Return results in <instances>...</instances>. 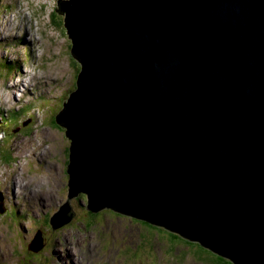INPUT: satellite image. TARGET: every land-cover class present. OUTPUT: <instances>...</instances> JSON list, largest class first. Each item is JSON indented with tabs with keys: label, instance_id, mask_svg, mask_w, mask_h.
<instances>
[{
	"label": "water",
	"instance_id": "1",
	"mask_svg": "<svg viewBox=\"0 0 264 264\" xmlns=\"http://www.w3.org/2000/svg\"><path fill=\"white\" fill-rule=\"evenodd\" d=\"M56 12L82 71L57 116L72 142L54 231L84 193L93 213L264 264V0H59Z\"/></svg>",
	"mask_w": 264,
	"mask_h": 264
},
{
	"label": "rangeland",
	"instance_id": "2",
	"mask_svg": "<svg viewBox=\"0 0 264 264\" xmlns=\"http://www.w3.org/2000/svg\"><path fill=\"white\" fill-rule=\"evenodd\" d=\"M57 3L58 0H0V22L5 27L7 22L5 23L4 18L15 14L14 19H17L20 13L24 17L19 16V35L23 34L25 37L24 41L14 40L13 34H17L18 29L3 30L0 23V39L10 40H0V115L4 116V108L10 112L11 108L17 110L24 107V111L13 112L11 118L6 120L3 117L0 120V129L5 133L3 142H0V166H6V172H0V192L5 197L8 211L5 212L10 220L9 224L6 221L7 216L0 215V264L216 263L217 257L197 243L188 242L163 228L131 220L128 216L116 215L110 210L90 213L84 202L78 201V198L70 202L77 212L72 223L59 230L52 229L50 215L58 212L69 199L66 186L68 177L65 172L67 166L63 162V150L69 145V140L65 135V127H53L51 122H46L52 114L60 112H57L56 98L63 95L62 101L75 89L76 75L80 67L78 61L70 57L71 40L66 33L64 17L56 13ZM26 19L34 24V28L27 33L25 30L29 22ZM22 44L28 47H23ZM29 45L31 48L35 46L34 51H31ZM30 53L36 57V61ZM18 58L20 59L16 62ZM38 62L41 68L53 72H45L44 75L39 73L37 81L45 76L51 77L46 79V97H39L40 92H36L37 99L34 101L33 92L43 86L38 82L37 86L33 84L36 83L33 79L36 76L32 67ZM22 72L29 78V82L25 80L23 85L32 87V91L27 88L26 92L30 96L26 95L25 100L17 101L12 94L17 93L18 85L13 86L12 93L5 87L16 76L21 77ZM31 83L33 85H29ZM5 93L8 94V99L4 97ZM30 109L33 111L29 112ZM20 115L25 117L14 125L11 121ZM44 139L47 140L48 147L41 151L39 145ZM11 153L15 163L21 160L16 164L20 165L21 173L25 172L26 165L33 162L34 168H27L28 176L17 177L16 165L4 164L11 160ZM34 153H38V156H34ZM51 153V158H47ZM37 174L39 175L35 176ZM20 177H23L22 180L15 182ZM26 177H29V183L24 181ZM34 180H38L41 187ZM12 197L14 200L25 201L26 208L33 215L24 216L25 223L23 217L14 209L18 206L12 202ZM10 205L15 207L10 208ZM18 224H21V231ZM44 224H47L45 228ZM41 243L39 253L30 249L32 245L39 246ZM207 261L210 263H206Z\"/></svg>",
	"mask_w": 264,
	"mask_h": 264
},
{
	"label": "clouds",
	"instance_id": "3",
	"mask_svg": "<svg viewBox=\"0 0 264 264\" xmlns=\"http://www.w3.org/2000/svg\"><path fill=\"white\" fill-rule=\"evenodd\" d=\"M56 10H57V8H56ZM5 12V11H4ZM3 12V13H4ZM17 13V12H16ZM19 13V12H18ZM57 13V12H56ZM58 14V13H57ZM7 16V15H6ZM19 16H23V15H21L20 13H19V15L17 16V19H14V17H16V15L14 14V15H11L10 17H7V18H4V20H5V23L7 22V25H5V27H4V25H3V22H1V24H2V27L1 28H3V30L5 29V30H7V31H13L14 30V28H16L17 26H18V29H19V24H17V21H19ZM24 17V16H23ZM52 18H53V15H52ZM7 19H8V21H7ZM9 20H10V22H9ZM27 21H28V19H26ZM29 22V21H28ZM31 25H32V28H31ZM34 28V24H33V22H32V24H31V22H29L27 25H26V30H25V32L27 33V32H29V29H33ZM3 33V32H2ZM67 33V35H68V32H66ZM17 34L19 35V30L17 31ZM14 35V34H13ZM14 36L15 38H14V40H18L19 41V39H22L23 41H24V39H25V37H24V35L23 34H20L19 36ZM29 35V34H28ZM8 36H10V35H8ZM12 36V35H11ZM27 37V36H26ZM68 38H69V35H68ZM2 42H9L10 40H2V39H0ZM70 40V39H69ZM33 42H34V40H33ZM23 45V47H28V46H26V45H24V44H22ZM39 45V44H38ZM73 44H72V41H71V46H72ZM45 46H47V44H45ZM29 47L31 48V46L29 45ZM34 45H33V48H31V51H34ZM39 48H41L40 47V45H39ZM73 48V47H72ZM72 48H71V56H72ZM49 49H51V45H49ZM31 54V53H30ZM31 57H32V59L34 60V61H36V57H34L33 56V54H31ZM38 58H40V56H38ZM20 58H18L17 60H15L16 62L19 60ZM61 59V58H60ZM73 59V58H72ZM76 61H78L76 58H74ZM39 61V60H38ZM60 62H61V65H62V60H60ZM35 63V62H34ZM79 65H80V67H79V72H78V74L76 75V82H75V89H73V91L71 92V93H69V94H67V97L64 99V100H62L61 101V98L63 97V95H60V96H58L57 98H56V102H57V106H56V108H57V110H58V112L60 111V112H62L63 111V109H64V103L65 104H67L68 103V100H69V98H70V95L71 94H73L77 89H78V86H77V82H78V77H79V75H80V73H81V71H82V65H81V63L78 61L77 62ZM39 66V67H38ZM37 67H38V69H37ZM63 67V66H62ZM67 67H68V65H67ZM33 72H34V75L36 76L35 78H33L34 80H35V82L36 83H33V84H36L35 86H37V82L38 83H41V84H43V86H42V88H39V89H37V90H35L34 92H33V94H34V101L37 99V97H36V92H40V95H39V97H46V79L47 78H49V77H51V76H45L43 79H41V80H39V81H37V78H38V75H39V73H40V75H44V73L45 72H53L52 70H45V69H43V68H41V64H40V62H38L36 65H34L33 67ZM38 71V72H37ZM68 71H71V70H69L68 69ZM37 72V73H36ZM59 73L61 72V70L59 69V71H58ZM21 75V77H15L14 79H12L11 80V82L10 83H8L7 84V87H5L4 85V87L7 89V91H10V93H12V88H13V86L15 85V84H17L18 85V91H17V93L16 94H12V96H13V99L14 100H17V101H20V100H25V98H26V95L29 97L30 96V94H29V92H26V89L28 88V87H26V86H24L23 85V82L25 81V80H28V82H29V78L27 77L28 75L25 73H23L22 72V74H20ZM60 75H61V73H60ZM65 77V75L63 76V78ZM18 78H22L21 80H18ZM55 79V82H56V78H54ZM32 83L31 84H29V85H33ZM19 85H21V88L19 87ZM35 86H33V87H35ZM28 91H32V87L31 88H28ZM4 97L6 98V99H8V94L7 93H5L4 94ZM21 98V99H20ZM61 105V106H60ZM60 107V108H59ZM4 108V107H3ZM23 108L24 107H21V108H19V109H17V110H15V109H13V108H11L10 109V112L8 111V110H6L5 111V108H4V116H1L0 115V120L2 121L3 120V117L4 118H6V120L8 119V118H11V114H13V112H22V111H24L23 110ZM61 109V110H60ZM33 110H29V112H32ZM28 112V113H29ZM60 112L58 113V114H60ZM58 114H56V116H58ZM25 117V116H24ZM23 117V115H20L18 118H16L15 120H12L11 122L12 123H14V125H15V123L16 124H18L17 123V121L19 120V119H21V118H24ZM11 120V119H10ZM29 123H27V125H28ZM60 128L62 127V126H60V125H58ZM39 128V127H38ZM62 128H64V127H62ZM21 128L19 127V130H20ZM65 129V128H64ZM66 132H67V130L65 129V135H66ZM0 135H1V137H2V139L4 138V135H5V133L4 132H2V130L0 129ZM66 137H67V135H66ZM2 139L0 140V142L2 141ZM67 139L69 140V145L63 150V162L66 164V166L68 167V159H69V155H70V148L69 147H71V140L67 137ZM3 142V141H2ZM1 147V146H0ZM47 147H48V143H47V140H41V142H40V145H39V148H41V151H43L44 149H47ZM35 151H37V150H35ZM66 151H67V154H66ZM34 156H38V153L37 154H35L34 153ZM51 156H52V153L50 154V157H47V158H51ZM46 158V162H47V159ZM53 159V158H52ZM21 162V160L20 161H16V163H15V161H13L12 163H9V165L10 164H13V165H16V164H18V163H20ZM5 164H7V163H5ZM8 166V165H7ZM27 166V168L29 167V166H32L33 167V162H31V165H26ZM22 168H24V166H22ZM27 168L25 169V172L24 173H21V169H20V165L18 166V165H16V171H17V174H16V176L18 177V176H28L27 175ZM34 168V167H33ZM0 172H6V166L5 165H1L0 166ZM39 172V171H38ZM65 172H66V175H67V168L65 169ZM39 174H40V172H39ZM39 174H37V175H35V176H38ZM35 176H29V177H35ZM29 177H26V178H24L25 180V182L26 183H29ZM67 177H68V175H67ZM22 178L23 177H20L19 178V180H16L15 182H17V181H21L22 180ZM38 179V178H37ZM34 182L36 183L37 182V184H38V186H40L39 184H40V182L38 181V180H34ZM69 182V181H68ZM67 182V180H66V184L68 183ZM14 186L15 187H18V185L17 184H15L14 183ZM14 186H13V188H14ZM67 187H68V191H69V186L68 185H66ZM41 187V186H40ZM1 194H2V192H0ZM3 195V194H2ZM69 196V195H68ZM4 198V208H5V211H7V208H6V204H5V197H3ZM75 198H78L79 200L78 201H82V202H84V204H85V206H87V208H88V202H89V200H88V196L86 195V194H84V193H80L77 197H75ZM75 198H73V199H75ZM10 199H11V197H10ZM72 199V200H73ZM72 200H70V202L72 201ZM12 202L13 203H15V204H17V206H18V208H15V209H17L18 210V215H21L22 217H23V219H24V221H23V223H25V220H26V217H31V213L29 212V210L26 208V205H25V201H18V200H14V197H12ZM71 205V204H70ZM11 207H12V205H10ZM10 207V208H11ZM15 207V206H14ZM13 207V208H14ZM72 207V210L74 211V213L76 214V216H77V212L75 211V209H74V206L72 205L71 206ZM104 210H110V211H113L114 213H116V215H122V214H120V213H118V212H115L114 210H112L111 208H109V209H107V208H105V209H103L102 211H104ZM60 210H58V212H59ZM88 212H90V213H93L92 211H90V210H87ZM102 211H100V212H102ZM8 212V211H7ZM7 212H4L3 214H0V215H2V216H5L6 214H7ZM100 212H98V213H100ZM57 213V212H56ZM56 213H52L51 215H50V221H51V218L56 214ZM87 213V212H86ZM94 214H97V213H94ZM49 215V214H48ZM7 216V215H6ZM24 216H26V217H24ZM33 216V215H32ZM75 216V217H76ZM123 216H125V215H123ZM74 217V218H75ZM131 220H135V221H140V222H144V221H141V220H138V219H136V218H133V217H130V216H128ZM74 218L72 219V221L74 220ZM7 220L6 221H9V222H7V223H9L10 224V220H9V218H8V216H7V218H6ZM40 219V218H39ZM39 219H37V222H39ZM72 221H71V223H72ZM6 223V224H7ZM71 223H69V224H71ZM5 224V225H6ZM51 224V223H50ZM68 224V225H69ZM20 225L21 224H19V227L18 228H20ZM44 226V228H45V226H46V224H44L43 225ZM42 226V227H43ZM65 226H67V225H65ZM64 226V227H65ZM52 227V226H51ZM63 228V227H62ZM52 229H53V227H52ZM61 229V228H60ZM54 230V229H53ZM59 230V229H58ZM43 232V231H42ZM178 235V234H177ZM184 239V238H183ZM186 241H188V242H191V243H197V244H199L200 246H202L201 245V243H199V242H192V241H189V240H187V239H185ZM203 247V246H202ZM204 248V247H203ZM204 249H206V248H204ZM41 250V249H40ZM39 250V251H40ZM207 250V249H206ZM38 251V252H39ZM211 252V251H210ZM214 254V253H213ZM215 255V254H214ZM217 256V255H216ZM96 261V260H95ZM95 263H97V262H95ZM113 263H115V262H112V264Z\"/></svg>",
	"mask_w": 264,
	"mask_h": 264
},
{
	"label": "trees",
	"instance_id": "4",
	"mask_svg": "<svg viewBox=\"0 0 264 264\" xmlns=\"http://www.w3.org/2000/svg\"><path fill=\"white\" fill-rule=\"evenodd\" d=\"M53 20L55 21V18L53 17ZM71 45V44H70ZM71 48H72V46H71ZM71 51V50H70ZM70 57H73V54H72V56H71V53H70ZM74 58V57H73ZM74 60V59H73ZM80 71V70H79ZM61 106V105H60ZM60 108V107H59ZM57 112H58V110H57ZM58 114V113H57ZM59 115V114H58ZM50 120V121H49ZM49 122H51V125H53V127H59L58 126V123H57V116H56V113H55V115H51V118L50 119H48V121L46 122V123H49ZM13 155H12V153H11V157H10V161H8V162H6L7 164H9V163H12L13 161H14V157H12ZM1 163H3V162H1ZM5 164V163H4ZM11 208H13V206L11 207ZM15 209V208H14ZM16 210V212H17V214H18V210L17 209H15ZM19 225V224H18ZM47 225V224H46ZM150 226V225H149ZM19 230H20V228H19ZM21 231V230H20ZM39 253V252H38ZM216 256V255H215ZM217 257V260H216V263H214V264H234V263H232L231 261H229L228 259H224V258H221V257H219V256H216ZM206 263H210L209 261H207Z\"/></svg>",
	"mask_w": 264,
	"mask_h": 264
},
{
	"label": "bare ground",
	"instance_id": "5",
	"mask_svg": "<svg viewBox=\"0 0 264 264\" xmlns=\"http://www.w3.org/2000/svg\"><path fill=\"white\" fill-rule=\"evenodd\" d=\"M59 1V0H58ZM57 5H58V3H57ZM1 23V22H0ZM17 24H19V21H17ZM17 29H18V26L16 27ZM19 30V29H18ZM14 35H18V34H14Z\"/></svg>",
	"mask_w": 264,
	"mask_h": 264
}]
</instances>
